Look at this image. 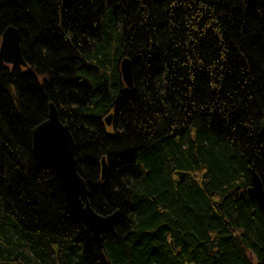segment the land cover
Returning <instances> with one entry per match:
<instances>
[{
  "label": "trees",
  "instance_id": "trees-1",
  "mask_svg": "<svg viewBox=\"0 0 264 264\" xmlns=\"http://www.w3.org/2000/svg\"><path fill=\"white\" fill-rule=\"evenodd\" d=\"M8 27L26 66L0 58V264H264V0H0ZM50 103L91 207L118 211L99 241L33 154Z\"/></svg>",
  "mask_w": 264,
  "mask_h": 264
},
{
  "label": "water",
  "instance_id": "water-1",
  "mask_svg": "<svg viewBox=\"0 0 264 264\" xmlns=\"http://www.w3.org/2000/svg\"><path fill=\"white\" fill-rule=\"evenodd\" d=\"M0 58L11 66L26 64L22 58L18 31L8 27L1 36ZM120 74L125 86L132 88V73L129 59L120 63ZM112 116L105 118L107 126L111 125ZM32 151L36 159L50 166L56 174L70 208L83 222L96 241L108 230H112L118 218V211L102 216L97 214L89 202V190L86 182L78 173L76 143L67 125L60 121L59 113L53 103L48 105L47 119L32 130ZM106 164L101 160V179L104 178ZM250 187L246 191L250 200L257 203L264 218V190L262 183L250 168Z\"/></svg>",
  "mask_w": 264,
  "mask_h": 264
}]
</instances>
